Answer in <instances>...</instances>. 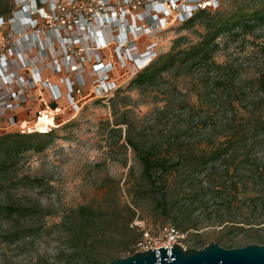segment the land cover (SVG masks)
<instances>
[{
    "label": "rangeland",
    "instance_id": "1",
    "mask_svg": "<svg viewBox=\"0 0 264 264\" xmlns=\"http://www.w3.org/2000/svg\"><path fill=\"white\" fill-rule=\"evenodd\" d=\"M133 1L132 15L123 20L126 31L121 30L118 22L110 23L111 26L103 30L94 29L95 25L87 29L84 38H80L82 55L86 56L87 62L82 69L75 71L72 67V73L70 64L83 60L82 55L71 44L67 47L60 44L56 38L58 33L47 32L48 25L41 27L42 19L33 0H14L13 11L23 7L26 13L15 20L0 21V67L7 63L0 69V95L11 89L18 91L21 97L15 98V106L1 117L0 132L28 131V127L46 131L40 127H57L46 147L39 152L27 151L17 168L20 176L40 177L42 183L38 187L24 186L11 192L16 202L32 205L35 212L21 221L0 218V264H64L57 259L60 241L54 233L4 242L5 233L19 223L32 225L35 229L49 227L73 207L89 203L98 205L108 187L117 192L122 202L133 206L136 215L133 226L137 233L142 232L138 241L144 237V231L135 221L143 222L152 235L163 225L176 224L173 214L169 217L160 214L154 200L140 194L132 195L133 183L141 180L142 166L127 145L128 134L122 119L134 122L136 128L132 133L141 134L145 141L183 125L188 127L183 139H200L212 128V132L222 137L227 122L234 121L241 126L248 113H264L260 108H253L260 93L249 82L257 77L259 69L264 70V51L261 49L264 24L240 37L219 38L220 48L214 58L217 63L226 65V69L202 61L191 67L166 71L165 79L157 84L139 86L132 81L141 70L139 67L148 62V59H139V55L164 54L181 35L187 37L182 42V46H186L197 41L204 28L200 20L192 26L184 25L190 5L187 0H158L163 5L157 0ZM243 1L199 0L198 4L212 10H229ZM163 8L168 11L164 15L158 14ZM158 16L160 19L164 16L162 23L156 19ZM30 19L40 25L35 26L33 21L30 24ZM116 25L118 30L114 28ZM135 29H138L137 33ZM102 35L108 40L101 42ZM101 63H111L108 68L112 71H96ZM231 69L237 76L236 91L244 99L236 103L235 110H227L229 99L214 83L218 76L226 79ZM21 77L23 80L20 81ZM67 77H70L69 81H66ZM166 96L172 106L164 118H156V107L167 103ZM54 101L57 105L53 108L51 103ZM199 104L203 107L223 105L212 115L214 125L197 126L205 112L200 108L194 114L189 112L192 106ZM0 106L5 108L2 103ZM11 118H16L17 122L11 123ZM24 122L28 125L23 126ZM258 151L259 156L264 157V149ZM4 199L5 193H1L0 200ZM218 231L213 227L189 229L184 244L203 248L209 241L217 242ZM242 238L243 235H238L235 240L243 242ZM198 239L206 243L202 246L197 243ZM136 244L132 247L138 252Z\"/></svg>",
    "mask_w": 264,
    "mask_h": 264
},
{
    "label": "trees",
    "instance_id": "2",
    "mask_svg": "<svg viewBox=\"0 0 264 264\" xmlns=\"http://www.w3.org/2000/svg\"><path fill=\"white\" fill-rule=\"evenodd\" d=\"M14 0H0V19L17 18L19 11H13ZM200 4V3H199ZM197 4L184 18L185 26H192L198 20L204 31L195 42L182 46L184 35L174 40L173 46L164 54L151 57L133 79L139 86L157 84L165 79L164 73L178 67H191L200 62L210 66L227 68L215 61L222 36L240 37L264 24V0H245L235 8L212 10ZM264 51V45L261 47ZM233 70L223 79L218 76L215 86L226 94L227 110H235L236 103L243 101L236 91ZM260 95L254 107L264 111V70H258L257 77L249 79ZM199 96V92H197ZM212 94V91L210 92ZM210 93L208 95H210ZM167 103L157 106L156 118H164L171 108ZM217 105L192 106L189 114L199 108L205 112L197 126L214 125L213 114L219 111ZM212 111V112H211ZM252 112V111H251ZM264 114V113H263ZM248 113L241 126L234 121L227 122L226 133L220 137L212 132L200 139L182 138L188 130L186 125L172 127L167 134L145 141L141 134H133L134 122L122 119L126 125L127 145L135 152L142 166L141 180L132 185V195L140 194L154 200L160 214L175 216L174 226L186 232L203 227L219 229L216 240L225 247L264 244V115ZM212 123V124H211ZM54 128L46 131L0 132V218L21 221L32 216V205L16 202L11 194L19 187H38L39 177L28 174L20 176L18 166L26 152H39L53 137ZM130 193V192H129ZM135 210L128 202H122L116 191L107 188L98 205L81 204L64 212L62 219L49 227L35 229L32 225L14 224L5 233L4 242H14L26 236L54 233L60 241L57 259L64 264H105L115 258L135 253L132 247L142 232L133 226ZM243 235V242L235 240ZM197 243L206 242L198 239Z\"/></svg>",
    "mask_w": 264,
    "mask_h": 264
},
{
    "label": "built area",
    "instance_id": "3",
    "mask_svg": "<svg viewBox=\"0 0 264 264\" xmlns=\"http://www.w3.org/2000/svg\"><path fill=\"white\" fill-rule=\"evenodd\" d=\"M33 6L37 10V13L42 19V26H49L47 32H56L57 39L60 40V44H63L64 47L68 45H72L76 49H78V53L82 55L83 49L81 45V39L84 38V33L87 32V29L90 26H93L96 23H101L104 27L105 25L112 24L113 22H118L122 31H126L124 25V19H127V15L131 14V7L134 6L133 0H33ZM199 0H187V3L190 4L186 11H192V8H196ZM163 5L161 1H158ZM191 2V3H190ZM47 7V9H46ZM32 10V9H31ZM157 11H160L157 9ZM168 11V8L162 9V12H158L163 14ZM188 12V13H189ZM157 14V13H156ZM154 16V15H153ZM36 19V18H35ZM164 19V16L161 17ZM9 20H15L11 18ZM111 20V21H109ZM0 21H2L0 19ZM35 22V26H39L36 20L30 19L31 22ZM110 24V25H111ZM34 26V27H35ZM119 26L116 25L117 30ZM138 29H136L137 31ZM119 33V32H118ZM121 40V39H120ZM10 49V48H9ZM65 50V49H64ZM148 62L152 57L151 54L148 55ZM83 60L80 62H75L70 64V72L72 73V67H74L75 71L82 69L85 63L87 62L86 56L82 55ZM147 62V63H148ZM146 63V64H147ZM7 64V63H6ZM1 65L0 69L4 68L6 65ZM56 65V64H54ZM111 65V63H101L98 68H95L96 71L101 70L104 66ZM77 66V68H75ZM112 70V68H110ZM108 69V72L111 70ZM3 72V70H2ZM40 78V76H39ZM78 78V77H77ZM108 78V77H107ZM23 80L21 77L20 81ZM70 77H67L66 81H69ZM21 99L18 91L8 90L0 95V103L4 105L5 108L0 106V119L2 116L6 114V111L10 110L15 106L13 100L15 98ZM20 102V100H18ZM24 101H27L25 96ZM2 111V112H1ZM11 123L17 122V119L11 118L9 120ZM23 124V123H22ZM24 126V124H23ZM27 126V125H25ZM43 129V128H41ZM35 129H31L28 127V131L25 129L20 130L21 132H34ZM44 130V129H43ZM136 225H139L141 229L144 231V237L137 242L138 250H147L149 248L155 249L165 245L166 247H171L172 244L179 243L184 248H187L184 244V240L187 236V232H183L179 230L173 224H166L159 228V232L157 234L152 235L148 229L145 228L144 223L140 221H135Z\"/></svg>",
    "mask_w": 264,
    "mask_h": 264
},
{
    "label": "water",
    "instance_id": "4",
    "mask_svg": "<svg viewBox=\"0 0 264 264\" xmlns=\"http://www.w3.org/2000/svg\"><path fill=\"white\" fill-rule=\"evenodd\" d=\"M54 108L57 104L52 102ZM105 264H264V244L251 243L245 246L225 247L209 241L203 248H184L179 243L171 247L138 250Z\"/></svg>",
    "mask_w": 264,
    "mask_h": 264
},
{
    "label": "bare ground",
    "instance_id": "5",
    "mask_svg": "<svg viewBox=\"0 0 264 264\" xmlns=\"http://www.w3.org/2000/svg\"><path fill=\"white\" fill-rule=\"evenodd\" d=\"M22 13H24V12H22V11H20L17 15H18V17H19V15L20 14H22ZM25 14V13H24ZM26 16V15H25ZM155 18V17H154ZM156 19L159 21V23H162V21L163 20H161L160 18H159V16L158 17H156ZM109 21H111V20H109ZM113 23H116V22H113ZM130 24V23H129ZM95 25V27H94V29L96 28V29H98V30H103V28H109L111 25L109 24V25H105L104 27L101 25V23H97V24H94ZM116 27V26H115ZM121 30H122V28H121ZM134 31H136V29L134 30ZM138 31H136V33H137ZM135 33V32H134ZM101 37H103V39H101L100 37V40H102L101 42H105L106 40H108V39H105V35H102ZM90 43V42H89ZM85 44H86V42H85ZM91 54V53H90ZM130 55L132 56L133 54L130 52ZM144 55V54H143ZM140 56L139 55V59H142V60H147L148 59V57L149 56H147V55H144V56ZM133 57V56H132ZM75 67H77V66H75ZM112 67V66H111ZM108 69H110V68H107V66H104L103 68H101V70H99L100 72L102 71L103 73H109L108 72ZM111 70V69H110ZM112 71V70H111ZM43 111V110H42ZM24 125H28L27 123H23ZM38 128V127H37ZM40 128H43L44 130H47V129H49V128H44V127H40Z\"/></svg>",
    "mask_w": 264,
    "mask_h": 264
}]
</instances>
